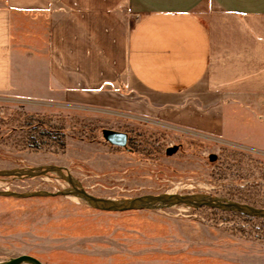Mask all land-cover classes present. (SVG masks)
Wrapping results in <instances>:
<instances>
[{
    "label": "rangeland",
    "instance_id": "rangeland-1",
    "mask_svg": "<svg viewBox=\"0 0 264 264\" xmlns=\"http://www.w3.org/2000/svg\"><path fill=\"white\" fill-rule=\"evenodd\" d=\"M0 109V170L63 166V174L88 192L110 199L170 192L264 207V155L251 148L56 99L1 97ZM38 122L61 128L65 144L54 134L41 140L33 129ZM104 128L127 132L128 144L107 142ZM35 144L41 148L33 149ZM175 145L178 150L168 155ZM71 188L55 170L0 176V190ZM24 254L43 264H264V221L185 204L113 212L72 195L0 197V264Z\"/></svg>",
    "mask_w": 264,
    "mask_h": 264
},
{
    "label": "crops",
    "instance_id": "crops-1",
    "mask_svg": "<svg viewBox=\"0 0 264 264\" xmlns=\"http://www.w3.org/2000/svg\"><path fill=\"white\" fill-rule=\"evenodd\" d=\"M7 96L144 116L264 155V0H0Z\"/></svg>",
    "mask_w": 264,
    "mask_h": 264
},
{
    "label": "water",
    "instance_id": "water-1",
    "mask_svg": "<svg viewBox=\"0 0 264 264\" xmlns=\"http://www.w3.org/2000/svg\"><path fill=\"white\" fill-rule=\"evenodd\" d=\"M1 115V109H0ZM104 139L117 146H126L129 141V135L127 132L114 130L110 128H104L102 131ZM179 146H170L167 148L166 153L171 155L178 150ZM210 160H215L217 158L216 154H210ZM58 171L64 176L66 180L72 185L71 189L60 190L56 192L49 191H32V192H18L13 190H0V195L3 196H14L20 198L36 197V196H76L89 203L94 208L113 211V212H123L130 210H141L149 209L160 204H185L194 208H216L226 211H236L241 212L246 215L256 216L264 218V207H258L249 203L240 202L231 199L217 198L212 196H207L203 194H181V193H170L163 192L159 194H146L143 196L127 199H110L103 198L91 194L88 192L79 182L74 180L70 173L64 175L65 167L59 165L47 166L43 170H0V176H13V177H25V176H39L44 175L50 171ZM22 261H30L34 264H43L38 258L24 254L18 257L12 258L9 261L2 264H18Z\"/></svg>",
    "mask_w": 264,
    "mask_h": 264
},
{
    "label": "trees",
    "instance_id": "trees-1",
    "mask_svg": "<svg viewBox=\"0 0 264 264\" xmlns=\"http://www.w3.org/2000/svg\"><path fill=\"white\" fill-rule=\"evenodd\" d=\"M35 129V131H37L38 133V136L40 137L41 140H43L45 137H52V135H56V137L58 139H60L62 142V137L64 136V131L59 128V129H55V128H49L45 123L43 122H38L35 126H33ZM36 140V139H35ZM65 143L63 142V145ZM33 149L35 150H39L41 147L40 145H34L32 146ZM0 197H3V198H20V197H14V196H3V195H0ZM203 208V207H202ZM226 211V210H224ZM230 213H235V214H238L240 216H242L243 218L245 219H248V220H251V219H258V220H263L264 221V218H260V217H256V216H250V215H246L244 213H241V212H236V211H230Z\"/></svg>",
    "mask_w": 264,
    "mask_h": 264
}]
</instances>
